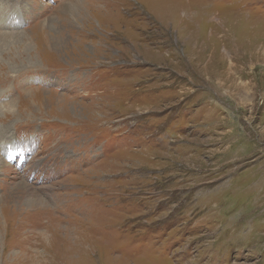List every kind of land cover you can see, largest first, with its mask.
Here are the masks:
<instances>
[{"label": "rangeland", "instance_id": "1", "mask_svg": "<svg viewBox=\"0 0 264 264\" xmlns=\"http://www.w3.org/2000/svg\"><path fill=\"white\" fill-rule=\"evenodd\" d=\"M0 264H264V0H0Z\"/></svg>", "mask_w": 264, "mask_h": 264}]
</instances>
